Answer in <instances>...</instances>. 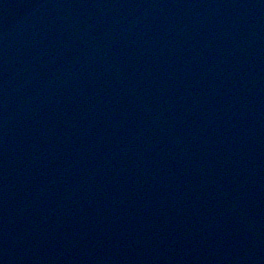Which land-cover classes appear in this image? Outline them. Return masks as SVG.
Wrapping results in <instances>:
<instances>
[{
	"label": "water",
	"instance_id": "water-1",
	"mask_svg": "<svg viewBox=\"0 0 264 264\" xmlns=\"http://www.w3.org/2000/svg\"><path fill=\"white\" fill-rule=\"evenodd\" d=\"M0 264H264V0H0Z\"/></svg>",
	"mask_w": 264,
	"mask_h": 264
}]
</instances>
